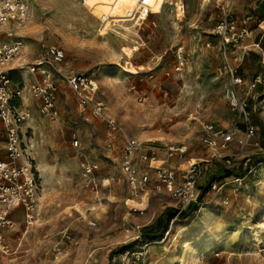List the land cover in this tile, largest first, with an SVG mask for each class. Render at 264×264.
I'll list each match as a JSON object with an SVG mask.
<instances>
[{
  "label": "rangeland",
  "instance_id": "1",
  "mask_svg": "<svg viewBox=\"0 0 264 264\" xmlns=\"http://www.w3.org/2000/svg\"><path fill=\"white\" fill-rule=\"evenodd\" d=\"M28 1L24 24L6 40H21L20 61L45 55L49 45L63 49L62 74L53 72L52 78L64 119L42 115L24 89L21 107L28 114L21 129L30 140L27 149L38 180L36 219L26 225L22 209L13 211L12 225L3 230L10 251L0 250V264H264V130L257 128L242 148L235 140L226 148L203 141L204 124L225 122L218 127L229 128L236 119L223 95L224 77L206 67L215 52L206 45L214 43L207 27L220 16L214 2L165 0L161 12L141 21L124 26L113 20L100 29L99 15L82 0ZM9 25L16 28L14 22ZM18 71L14 81L24 86L40 78ZM76 71L96 79L95 98L128 134L143 143L184 145L183 159H171L184 161V167L187 158L201 161L204 170L190 214L168 219L164 227L156 218L162 210L169 218L175 199L165 191L152 192L147 202L133 195L119 170L120 134L91 115L90 106L80 111L66 84L65 75ZM245 72L249 79L263 76L250 65ZM263 98L260 88L246 102L264 115ZM80 160L97 165L102 183L97 192H90ZM245 163L252 167L249 173ZM236 175L239 181H233ZM109 176L113 180L105 185ZM160 227L146 241L143 233ZM139 249L143 255L136 258Z\"/></svg>",
  "mask_w": 264,
  "mask_h": 264
},
{
  "label": "built area",
  "instance_id": "2",
  "mask_svg": "<svg viewBox=\"0 0 264 264\" xmlns=\"http://www.w3.org/2000/svg\"><path fill=\"white\" fill-rule=\"evenodd\" d=\"M155 2L156 0H136L125 17L141 21L151 13V6ZM214 2L220 8L221 15L216 23L207 27V34L217 37L218 41L215 44L207 41L206 45L215 49L216 54L223 61L222 69L218 74L225 79L223 95L234 111L236 119L229 128L204 124L203 129L206 135L203 141L213 147L226 148L235 140L242 148L252 142L257 130L251 122V111L246 97L263 80L261 75L257 74L252 80L246 81L238 72V64L249 49L246 46L238 47L237 45L241 40L251 36L252 25L259 26L261 20L253 15L238 17L232 10L234 0H214ZM28 8V0H0V123L4 130V154H0V250L3 252L10 251L3 230L12 225L13 211L18 208L22 209L26 225L33 224L36 219L39 186L36 169L27 149L30 140L26 138V134L24 135L21 129L28 114L26 109L21 107L24 89L37 101L38 111L42 115L56 121L64 119L63 109L58 105L57 84L52 78L53 72L62 74L61 64L65 57L63 49L57 45H49L45 55H40L33 60L20 61L23 43L19 39L6 40L11 36L14 37L15 34L8 31L6 27L12 22L19 27L28 13ZM108 19V14H101L99 16L100 25L105 24ZM180 53L181 47L179 46L176 54L179 59L178 63L182 64L184 58L180 56ZM234 58L238 59L235 64L232 62ZM19 69H25L30 74H38L40 78L28 81L24 86V81L22 84L14 81L15 75L21 76ZM65 80L80 111L90 106L91 115L103 121L111 133L120 134L122 149L119 170L123 179L133 189V195L147 202L152 192H167L176 201L174 215L170 222L178 218L189 204L196 201V184L204 170L201 161L190 160L183 168L181 179L178 181V175L169 161L173 157H183L186 153L184 145L160 146L152 142L143 143L128 134L117 118L109 114L105 105L95 98L98 91L95 78L84 71H76L65 75ZM238 87H243L241 94L238 92ZM240 117L245 127L242 135L235 137ZM73 142L77 144V139L74 138ZM253 143L259 145V141ZM160 151L163 152V156L158 154ZM225 161L230 163L228 155ZM79 165L82 175L89 177L90 192H97L102 184L95 175L97 165L87 160H80ZM245 166L246 172L249 173L252 167L247 163ZM240 179L241 177L236 175L233 181ZM105 180V185L109 184L113 176ZM211 185L215 187L214 182ZM148 244L149 242H144V245ZM136 252V258L143 255L140 249Z\"/></svg>",
  "mask_w": 264,
  "mask_h": 264
},
{
  "label": "crops",
  "instance_id": "3",
  "mask_svg": "<svg viewBox=\"0 0 264 264\" xmlns=\"http://www.w3.org/2000/svg\"><path fill=\"white\" fill-rule=\"evenodd\" d=\"M212 1L214 2V0H212ZM214 5H215V2H214ZM217 9H218L219 14L221 15L220 8L217 7ZM232 10L238 17H243L246 15H253V16H256L259 20H261V23L259 26L252 25L251 36L241 40L239 42V44L237 45L238 47L246 46L250 52V55L249 56L247 55L249 53L248 52L246 55L243 56L241 63L239 62L240 65L238 64V72L244 77V79L246 81H250L253 79V76L250 79L247 78L248 74H247V72H245L247 65H250L252 67V69H254V70L255 69L261 70L262 74H263V76H262L259 73L261 75L263 81L261 83H259L256 86V88L254 89V91L251 92L249 95L250 97L253 98V96L259 94L260 88L264 89V72H263V68H264V0H234V2L232 4ZM216 21H215V23H216ZM210 37L214 43H216L218 41L217 37H215L213 35H210ZM212 51H215V50L212 49ZM222 66H223V61H222L221 57L216 54V52H214V56H212L210 58V60H207V63H206L207 68L219 70V71H221ZM241 89H243V87H238V92H240L239 94H241ZM261 101H264V98ZM249 102H250V100H248V107L251 111V122L253 120V123L256 126V128H260V130L262 131V130H264V115H263L262 111H259L258 107H257V110L255 112L252 111ZM238 121H240V122L238 123V128L236 130L235 137L241 136L243 131H244V127H245L244 123H243V119L241 117L238 119ZM221 125L224 126L225 122L218 123L216 126L218 127ZM0 131L2 134V143L0 145V154L3 155L4 154V149H3L4 130H3L1 123H0ZM201 148L202 147H200V149ZM191 152H192V149L190 150L189 154ZM158 154L160 156H163L162 151L158 152ZM189 154L187 157H189ZM200 154H201V152H200ZM190 156L192 157L191 159H193L194 156H192V155H190ZM179 159H183V157L179 158ZM188 159L189 158H187V161L185 160V162H189L190 160H188ZM169 162H170L171 166L174 167L176 173L178 172V174H179L180 171L183 172V168L185 165V164H183L184 161H183V163H182V161L181 162H172L171 160ZM180 179H181L180 176H178L177 180L179 181ZM142 210H143V207H142ZM161 212H163V210Z\"/></svg>",
  "mask_w": 264,
  "mask_h": 264
},
{
  "label": "bare ground",
  "instance_id": "4",
  "mask_svg": "<svg viewBox=\"0 0 264 264\" xmlns=\"http://www.w3.org/2000/svg\"><path fill=\"white\" fill-rule=\"evenodd\" d=\"M135 1L136 0H84L83 3L85 6L90 7L91 13H93L95 16L97 15L100 16L103 13L108 14L109 19L106 21L105 24L100 25L101 26L100 29H104L113 20L125 26V23L131 20L130 18H127L125 16L127 15V11L132 8L133 3ZM164 2L165 0H156V2L151 6L150 12L151 13L160 12L162 9V6L164 5ZM176 5H177L176 9L178 11H181V4L180 5L176 4ZM27 14L25 16L23 23L20 24L19 27L12 29L10 26H8L6 27L7 30L8 31L10 30L11 33H16L17 29L20 28L24 24ZM260 242H263V241H260Z\"/></svg>",
  "mask_w": 264,
  "mask_h": 264
},
{
  "label": "trees",
  "instance_id": "5",
  "mask_svg": "<svg viewBox=\"0 0 264 264\" xmlns=\"http://www.w3.org/2000/svg\"><path fill=\"white\" fill-rule=\"evenodd\" d=\"M195 208V206H193V203L189 204L188 207L182 211L179 215V217H185L188 214H190L192 212V210ZM169 210H172L171 208ZM174 215V210L172 215L168 218V216H166L165 211H163L162 213H160V215L156 218V221L162 220L164 223V227L167 226L168 223V219L170 220L172 218V216ZM161 227L159 229L156 230V232H151L150 230H146L143 233V236L146 238V241H152V237H155L158 235V232L160 231Z\"/></svg>",
  "mask_w": 264,
  "mask_h": 264
}]
</instances>
